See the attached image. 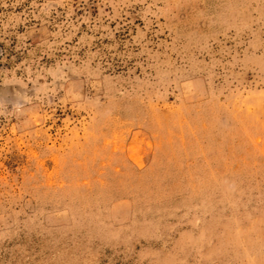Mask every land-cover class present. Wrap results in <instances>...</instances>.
<instances>
[{"label": "rangeland", "instance_id": "374dc122", "mask_svg": "<svg viewBox=\"0 0 264 264\" xmlns=\"http://www.w3.org/2000/svg\"><path fill=\"white\" fill-rule=\"evenodd\" d=\"M0 264H264V0H0Z\"/></svg>", "mask_w": 264, "mask_h": 264}]
</instances>
